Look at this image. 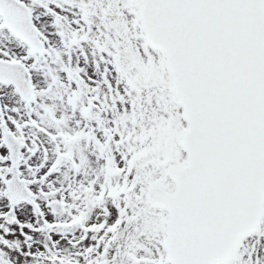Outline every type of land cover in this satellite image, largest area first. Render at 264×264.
<instances>
[{"label":"snow or ice","instance_id":"1","mask_svg":"<svg viewBox=\"0 0 264 264\" xmlns=\"http://www.w3.org/2000/svg\"><path fill=\"white\" fill-rule=\"evenodd\" d=\"M0 264H264V0H0Z\"/></svg>","mask_w":264,"mask_h":264}]
</instances>
